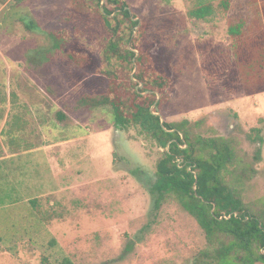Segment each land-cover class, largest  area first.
Masks as SVG:
<instances>
[{
	"label": "rangeland",
	"instance_id": "obj_1",
	"mask_svg": "<svg viewBox=\"0 0 264 264\" xmlns=\"http://www.w3.org/2000/svg\"><path fill=\"white\" fill-rule=\"evenodd\" d=\"M126 1L138 18L153 21L148 43H169L190 59L162 108L163 121L207 117V128L234 138L248 156L257 154L256 178L242 197L264 200V92L248 95L240 86L227 32L229 20L257 25L261 0H230L226 14L202 21L185 15L189 0ZM68 13V0L0 1V126L8 116L0 133V157L6 156L0 189L21 199L0 209V264H58L63 258L74 264H184L205 241L178 204L154 211L150 189L162 150L135 129L115 130L108 108L74 109L81 95L104 93L107 80L93 73V63L88 71L71 66L69 44L55 48L49 36L54 30L68 31L74 43L103 38L94 19L67 22ZM184 29L188 34L180 40ZM76 115L84 116L76 133L87 137L69 142L76 135L70 117ZM41 123L48 125L44 139L28 130ZM43 140L48 150L30 151ZM56 142L60 146L53 147ZM127 244L132 250L124 253Z\"/></svg>",
	"mask_w": 264,
	"mask_h": 264
},
{
	"label": "trees",
	"instance_id": "obj_2",
	"mask_svg": "<svg viewBox=\"0 0 264 264\" xmlns=\"http://www.w3.org/2000/svg\"><path fill=\"white\" fill-rule=\"evenodd\" d=\"M68 1L65 20L76 21L83 16L94 19L103 38L100 43H74L64 29L51 31L49 36L59 50L69 44L65 56L71 66L88 71L93 63V73L107 80L104 93L81 95L74 109L91 113L108 108L115 130L135 129L138 136L162 150L150 189L154 211L170 202L178 204L196 223L205 241L204 247L184 264H264V200L248 202L242 197L246 185L256 178L258 155L248 156L234 138L207 128V117L196 122L163 121L161 125L160 117L153 113L157 108L162 116L177 79L190 63L189 57L175 53L169 43H148L153 21L138 18L126 0H104L102 7V0ZM170 2L160 0L159 4ZM229 7L230 0H189L185 15L202 21L222 17ZM260 8L262 19L254 27L245 28L244 19L227 22L230 66L248 95L264 92V0ZM25 27L31 29L34 23L28 21ZM177 34L182 40L188 31ZM223 64L213 63L218 68ZM65 117L58 113L60 121ZM10 191L0 189L4 193L0 195L1 205L20 202L19 197L9 200ZM29 202L35 205V201ZM131 250V244H127L124 253ZM58 264L74 263L63 258Z\"/></svg>",
	"mask_w": 264,
	"mask_h": 264
},
{
	"label": "crops",
	"instance_id": "obj_3",
	"mask_svg": "<svg viewBox=\"0 0 264 264\" xmlns=\"http://www.w3.org/2000/svg\"><path fill=\"white\" fill-rule=\"evenodd\" d=\"M32 110V109H31ZM30 117V119H29V121L31 122H33V118L35 119V117H34V115H33V117H32V115H29ZM75 117V118H74ZM7 118H8V116L7 117H5L4 118V121H3V123H2V126H0V133L2 132V130H3V127L5 126V124H6V122H7ZM21 119H23L24 121H25V119H24V117L23 116H21ZM70 119L72 120V131H73V134L72 135H77V133H76V128H75V125L77 124V123H80L81 121H82V119H84V116L82 115V117H81V115H76V116H72V117H70ZM26 122V121H25ZM22 125H19L18 127H17V129H16V131H17V136L18 137H21L22 136V131L24 130L25 131V129H23L22 130V127H21ZM46 128H48V125L45 123H41V124H37V125H34L33 127H29L28 128V130H34V131H36V132H38L39 133V135L44 139V137H45V135L43 134V130L45 131V129ZM75 135V136H76ZM73 137L72 139H69V142H78V140H80V139H84L85 137H87V136H76V137ZM65 142H67V141H65ZM60 143H55V145L53 144L52 146L53 147H55L56 145L57 146H60L59 145ZM62 144H64V143H62ZM51 146L50 145H47V144H44V140H43V144L42 145H40V146H38V147H34L33 149H31L30 151H45V150H48L49 148H50ZM21 151L22 150H15L13 153L16 155V154H20L21 153ZM5 158H6V156H4V157H0V160H5ZM0 195H4V193L2 194V193H0ZM11 199H16V198H9V200H11ZM1 200H3V201H7V199H6V197H2L1 198ZM11 205H13V204H11ZM1 208L0 209H2V208H6L7 207V205L6 204H3L2 206H0ZM9 207H10V205H9ZM3 251H4V249H3V246L1 245V242H0V254H1V256H2V254H3Z\"/></svg>",
	"mask_w": 264,
	"mask_h": 264
},
{
	"label": "water",
	"instance_id": "obj_4",
	"mask_svg": "<svg viewBox=\"0 0 264 264\" xmlns=\"http://www.w3.org/2000/svg\"><path fill=\"white\" fill-rule=\"evenodd\" d=\"M103 3H104V0H102V3H101V7L103 6ZM142 87V85L141 84H139V86H138V88H141ZM157 98H159V96H157ZM155 108H154V105L151 107V111L153 112V110H154ZM155 111L156 112H153L155 115H157V116H159L160 117V122H161V125L163 124V119H162V117H161V115H160V113H159V111H158V109L156 108L155 109ZM195 185H194V187H193V189L195 190ZM230 216H227L226 218H229Z\"/></svg>",
	"mask_w": 264,
	"mask_h": 264
}]
</instances>
